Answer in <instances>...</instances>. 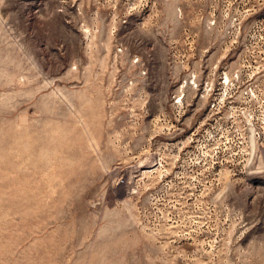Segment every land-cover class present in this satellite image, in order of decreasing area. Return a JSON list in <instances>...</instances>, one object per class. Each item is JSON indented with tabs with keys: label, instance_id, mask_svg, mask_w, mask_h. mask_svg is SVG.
Returning <instances> with one entry per match:
<instances>
[{
	"label": "rangeland",
	"instance_id": "374dc122",
	"mask_svg": "<svg viewBox=\"0 0 264 264\" xmlns=\"http://www.w3.org/2000/svg\"><path fill=\"white\" fill-rule=\"evenodd\" d=\"M245 44L264 0H0V264H264Z\"/></svg>",
	"mask_w": 264,
	"mask_h": 264
},
{
	"label": "built area",
	"instance_id": "2783aa9c",
	"mask_svg": "<svg viewBox=\"0 0 264 264\" xmlns=\"http://www.w3.org/2000/svg\"><path fill=\"white\" fill-rule=\"evenodd\" d=\"M254 51L252 45L245 44L241 51L238 52V62L231 85L227 87V72H224L221 77L222 90L214 96L211 107L222 106L228 103L231 108L254 109L252 113L256 117L251 118L256 122H264V78L262 80L259 79L262 75L264 76V56L260 57ZM255 79H259V86L254 83ZM206 85L207 82H205V87ZM239 92L243 99L237 104L238 101L235 103L234 101ZM262 133L259 130L257 131V135L252 136L264 148V135H261Z\"/></svg>",
	"mask_w": 264,
	"mask_h": 264
},
{
	"label": "bare ground",
	"instance_id": "6f19581e",
	"mask_svg": "<svg viewBox=\"0 0 264 264\" xmlns=\"http://www.w3.org/2000/svg\"><path fill=\"white\" fill-rule=\"evenodd\" d=\"M142 165V164H141ZM138 168H142V167H138ZM124 186L126 187V182H122L119 186V190H123L124 189Z\"/></svg>",
	"mask_w": 264,
	"mask_h": 264
}]
</instances>
